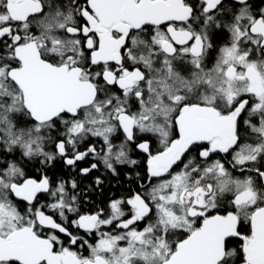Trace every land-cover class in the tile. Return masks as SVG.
I'll return each instance as SVG.
<instances>
[{"label": "snow or ice", "instance_id": "6c2138e0", "mask_svg": "<svg viewBox=\"0 0 264 264\" xmlns=\"http://www.w3.org/2000/svg\"><path fill=\"white\" fill-rule=\"evenodd\" d=\"M134 152L143 190L90 212L27 170ZM0 264H264V6L0 0Z\"/></svg>", "mask_w": 264, "mask_h": 264}, {"label": "flooded vegetation", "instance_id": "af4514ba", "mask_svg": "<svg viewBox=\"0 0 264 264\" xmlns=\"http://www.w3.org/2000/svg\"><path fill=\"white\" fill-rule=\"evenodd\" d=\"M251 2L256 5L257 7L264 6V3H262V0H251ZM223 42V37L219 38L217 40V43L220 44ZM215 55V52H213V56ZM155 140L153 138V147H156ZM133 158H136L140 161L139 165L134 168H128L127 166H117L119 174L118 175H112L110 172H108L103 165L101 164L99 168L92 173H90L87 177L81 176L78 174L77 171H73L69 169L67 166H65L60 160H57L53 162V164L50 167H47L45 165H41L35 161L30 162L28 166L34 165L39 170H35L34 174H29L35 178H39L41 173H45L49 175L53 181H57L59 179L64 180H76L78 184V189L76 190L78 199L81 203V210L84 212H90L94 211L99 208H105L107 203L110 201V199L119 198L123 196H127L130 192L135 191H142L143 189L140 187L141 184L145 183V180L143 179L146 172V159L144 157V154L134 152ZM89 161L80 162L81 167L88 166ZM61 166L64 169L65 175H61L57 168ZM137 173H139V176H137ZM96 177H99L101 180H103V184L100 186H97L95 184ZM126 181L127 187L126 190L123 188H120L118 193L114 192L116 189L115 184L120 181ZM100 197L101 199H98ZM44 202V197L41 198V203ZM69 219H73L74 217L72 214H68ZM70 227V225H69ZM73 231H76L75 229H72ZM83 234V233H81ZM90 242L92 238H89Z\"/></svg>", "mask_w": 264, "mask_h": 264}, {"label": "trees", "instance_id": "16d2710c", "mask_svg": "<svg viewBox=\"0 0 264 264\" xmlns=\"http://www.w3.org/2000/svg\"><path fill=\"white\" fill-rule=\"evenodd\" d=\"M36 169L39 170L36 166L34 167V165L27 167V170H28V173L29 174H34V172H35ZM58 171L61 172L60 173L61 175L63 174L66 177V174L64 172L63 167L59 166L57 168V171L56 172L58 173ZM115 186H116V189H115L114 192L118 193V191H119L120 188H123L124 190H126L127 184H126V181L122 180V181L116 183ZM98 199H101V198L98 197Z\"/></svg>", "mask_w": 264, "mask_h": 264}]
</instances>
